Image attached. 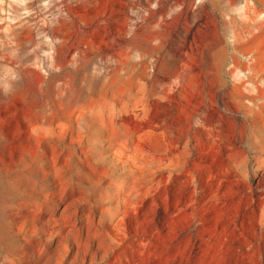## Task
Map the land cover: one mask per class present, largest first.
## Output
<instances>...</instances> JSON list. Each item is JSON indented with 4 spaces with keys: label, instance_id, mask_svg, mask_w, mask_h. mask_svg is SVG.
I'll return each instance as SVG.
<instances>
[{
    "label": "rangeland",
    "instance_id": "obj_1",
    "mask_svg": "<svg viewBox=\"0 0 264 264\" xmlns=\"http://www.w3.org/2000/svg\"><path fill=\"white\" fill-rule=\"evenodd\" d=\"M246 1L235 31L228 0H0V264H264Z\"/></svg>",
    "mask_w": 264,
    "mask_h": 264
},
{
    "label": "bare ground",
    "instance_id": "obj_2",
    "mask_svg": "<svg viewBox=\"0 0 264 264\" xmlns=\"http://www.w3.org/2000/svg\"><path fill=\"white\" fill-rule=\"evenodd\" d=\"M163 1H166V0H163ZM174 1V0H173ZM185 1H187V0H185ZM223 1V0H222ZM227 0H225V2H226ZM240 0H228V5L226 6V9H227V11L230 13V14H237V16L239 17V18H237V16L235 17V18H233V17H230L228 20V22H227V27H229L230 29H232V30H235L236 31V29H239L238 28V23H237V19H240V29H243V30H245V29H250L251 27H256V25H252L251 24V26H249V24H248V22H250L249 20V18H247L246 16H245V14H246V10H247V7L244 5L243 7H238V2H239ZM243 1V3H245L244 2V0H242ZM246 1V0H245ZM194 2V1H193ZM246 2H248V1H246ZM253 2V1H252ZM221 3H223V2H221ZM173 4H175V3H173ZM194 4H195V2H194ZM184 5V4H183ZM224 6H225V4H223ZM247 5V4H246ZM174 6V5H173ZM175 6H176V4H175ZM241 6H242V3H241ZM255 6V5H254ZM260 6H262V7H264V0H260ZM179 7V6H178ZM183 7V6H182ZM190 7H191V9H193V4H191L190 5ZM211 7V6H210ZM219 7V6H218ZM249 7V6H248ZM170 9L172 8V6H170L169 7ZM184 9V8H183ZM187 9V8H186ZM211 9H212V7H211ZM259 8L258 7H256V9L253 11V15H257V13H258V10ZM178 10V9H177ZM200 10V7L199 6H196L195 8H194V15H195V13L197 12V11H199ZM221 10V9H220ZM224 10V9H223ZM222 10V11H223ZM249 10V9H248ZM165 11V10H164ZM179 12H181L180 10H178ZM177 11V12H178ZM187 11V10H186ZM189 11V10H188ZM261 11V10H260ZM209 12V11H208ZM165 13H166V11H165ZM164 13V14H165ZM170 13H171V10H170ZM191 13V12H190ZM225 13V12H224ZM228 13V14H229ZM181 13H179V15H180ZM200 14V13H199ZM210 14V13H209ZM209 14H208V16H209ZM227 14V13H226ZM252 14V13H251ZM172 15V14H171ZM177 15V14H176ZM175 15V16H176ZM205 15V14H204ZM253 15H251V17H254ZM259 15V14H258ZM165 16V15H164ZM187 16H188V13H187ZM186 16V17H187ZM167 17V16H166ZM180 17V16H179ZM194 17V16H193ZM205 17V16H204ZM197 18H198V15H197ZM227 18V17H226ZM185 19V18H184ZM188 19V18H187ZM204 19V18H203ZM196 20V19H195ZM254 19H252V21H253ZM194 21V20H193ZM256 22V21H255ZM191 23V22H190ZM190 23H188V25L190 24ZM199 23V22H198ZM252 23H254V21L252 22ZM260 24V23H259ZM237 26V27H236ZM180 27V26H179ZM178 27V28H179ZM188 27V26H187ZM186 27V28H187ZM200 27V26H199ZM184 28V27H183ZM185 28V29H186ZM190 28H191V26H190ZM201 28V27H200ZM204 28V27H203ZM252 29V28H251ZM175 30V29H174ZM177 30V29H176ZM188 30V29H187ZM200 30V29H199ZM181 31H183V29L181 30ZM192 31H194V30H191L190 32H192ZM247 31V30H246ZM184 32V31H183ZM227 33H228V31H226ZM172 33V32H171ZM170 33V34H171ZM184 33H186V32H184ZM184 33H183V35H184ZM235 33V32H234ZM196 34V33H195ZM215 34V33H214ZM236 34V33H235ZM240 34V33H239ZM177 35V34H176ZM179 35V34H178ZM180 35H181V33H180ZM172 36H174V35H172ZM170 37V36H169ZM176 37V36H175ZM186 37V36H185ZM211 37V36H210ZM173 38V37H172ZM171 38V39H172ZM207 38V37H206ZM205 37H204V39H206ZM175 39V38H174ZM177 39L179 40V38H178V36H177ZM198 39V38H197ZM200 39V38H199ZM166 40V39H165ZM169 40V39H168ZM187 40V39H186ZM190 40V39H189ZM191 41V40H190ZM210 41V40H209ZM209 41H208V43H209ZM217 41V40H216ZM166 43V42H165ZM170 43V42H169ZM175 43V42H174ZM218 43V42H217ZM167 44V43H166ZM176 45V44H175ZM214 45V44H213ZM209 46V45H208ZM219 46V45H218ZM173 47V46H172ZM188 47V46H187ZM170 48V47H169ZM207 48V47H206ZM218 48V47H217ZM216 49V48H215ZM180 51V53H177V54H179L178 56H179V58H178V61H182L183 62V60H185L184 59V56H186L185 58H187L188 57V53H187V51L185 50V45L183 44L181 47H178V46H174L173 48H171L170 49V53H168L167 54V52H166V60H164L163 58H162V60L163 61H166L165 62V64L167 63V65H168V67H169V69H166L165 70V72H164V74L165 75H162V76H164V77H166V78H169L172 74H174V72H176L177 70H178V72H179V69H178V67H173L172 66V62H173V60L174 59H172V58H174V56H175V51ZM182 50H185L184 52L182 51ZM188 50V49H187ZM191 50V49H190ZM195 50V49H194ZM206 50V49H205ZM211 50H213V49H211ZM182 51V52H181ZM207 51V50H206ZM220 51V50H219ZM169 52V51H168ZM191 53V52H190ZM219 53V52H218ZM163 54V53H162ZM211 55V54H210ZM190 56V55H189ZM218 56V55H217ZM191 57V56H190ZM202 57H203V55H202ZM208 57H210V56H208ZM21 58V57H20ZM169 58V59H168ZM176 58V57H175ZM212 58V57H211ZM214 58V57H213ZM176 60V59H175ZM202 61H204L203 59H202ZM188 62V61H187ZM210 62V61H209ZM164 64V65H165ZM180 64V63H179ZM187 64V63H186ZM190 64V63H189ZM163 65V66H164ZM184 65V64H183ZM188 65V64H187ZM204 65V64H203ZM190 67H191V65H189ZM208 66H210L209 64H208ZM167 67V66H166ZM166 67H164V68H166ZM205 67V66H204ZM174 68H176V70L174 69ZM187 69L185 70V73L186 72H188V71H192L193 72V70H194V68L195 67H191V68H188V66L186 67ZM209 68V67H208ZM181 69V68H180ZM198 69V68H197ZM200 69V68H199ZM203 69V68H202ZM175 70V71H174ZM204 70V69H203ZM208 70H210V69H208ZM162 72V71H161ZM184 72V71H183ZM160 73V72H159ZM158 73V74H159ZM157 74V73H156ZM175 74H177V72L175 73ZM187 76V75H186ZM211 76V75H210ZM155 77V79L157 80V79H159V76H153V78ZM194 77V76H193ZM152 78V77H151ZM166 78H164V79H166ZM161 79H162V77H161ZM174 78H172V80H173ZM168 80V79H167ZM174 80H177V79H174ZM154 81V80H153ZM158 81V80H157ZM205 81H206V78H205ZM175 82V81H174ZM157 83V82H156ZM182 83H184V82H182ZM201 83H203V82H201ZM207 83V82H206ZM168 84H171V80H170V82L168 83ZM176 84V83H175ZM157 85V84H156ZM177 85V84H176ZM175 85V86H176ZM171 86V85H170ZM173 86V85H172ZM152 87H153V85H152ZM155 87V86H154ZM174 87V86H173ZM199 88V87H198ZM207 88V87H206ZM214 88V87H213ZM172 89V88H171ZM201 89V88H200ZM212 90V89H211ZM170 91V90H169ZM198 91V90H197ZM177 92V91H176ZM176 92H175V95H176ZM179 92V91H178ZM177 92V93H178ZM183 92V91H182ZM174 94V93H173ZM203 97V96H202ZM225 99V98H224ZM222 100H223V98H222ZM229 103V102H228ZM208 105V104H207ZM224 105V104H223ZM233 105V104H232ZM214 107V106H213ZM247 109V108H246ZM245 109V110H246ZM206 110H207V108H206ZM243 110V109H242ZM228 111V110H227ZM197 113V112H196ZM227 113V112H226ZM231 114V113H230ZM236 114V113H235ZM206 117V116H205ZM197 119V118H196ZM194 120V119H193ZM199 120V119H198ZM192 121V120H191Z\"/></svg>",
    "mask_w": 264,
    "mask_h": 264
}]
</instances>
